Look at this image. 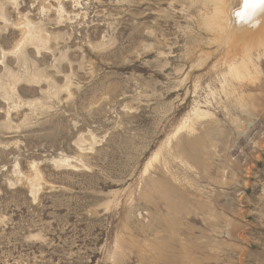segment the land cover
I'll list each match as a JSON object with an SVG mask.
<instances>
[{
	"label": "rangeland",
	"instance_id": "1",
	"mask_svg": "<svg viewBox=\"0 0 264 264\" xmlns=\"http://www.w3.org/2000/svg\"><path fill=\"white\" fill-rule=\"evenodd\" d=\"M216 1L0 0V264H264V57Z\"/></svg>",
	"mask_w": 264,
	"mask_h": 264
},
{
	"label": "bare ground",
	"instance_id": "2",
	"mask_svg": "<svg viewBox=\"0 0 264 264\" xmlns=\"http://www.w3.org/2000/svg\"><path fill=\"white\" fill-rule=\"evenodd\" d=\"M253 3H256L255 7L250 5L245 8L244 0H217L213 8L215 22L223 21L222 24L226 30H230L232 43L235 44V53L228 65L229 72L236 74L235 76L249 74L252 71L251 65H257L254 58L257 62L258 58L264 57V3L257 0H253ZM27 35L31 36L30 31ZM197 113L199 116L207 114L205 111Z\"/></svg>",
	"mask_w": 264,
	"mask_h": 264
},
{
	"label": "snow or ice",
	"instance_id": "3",
	"mask_svg": "<svg viewBox=\"0 0 264 264\" xmlns=\"http://www.w3.org/2000/svg\"><path fill=\"white\" fill-rule=\"evenodd\" d=\"M259 3H264V0H257ZM245 8H248L250 5L251 7H255L256 3H253V0H244ZM239 15V13H238Z\"/></svg>",
	"mask_w": 264,
	"mask_h": 264
}]
</instances>
